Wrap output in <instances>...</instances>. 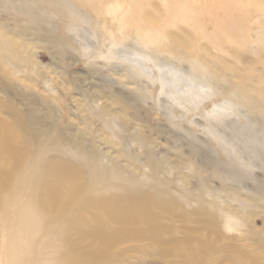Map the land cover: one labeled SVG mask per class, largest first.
<instances>
[{
  "label": "bare ground",
  "instance_id": "obj_1",
  "mask_svg": "<svg viewBox=\"0 0 264 264\" xmlns=\"http://www.w3.org/2000/svg\"><path fill=\"white\" fill-rule=\"evenodd\" d=\"M200 2L0 0V264H264V0ZM38 48L101 77L71 99L123 164L11 93Z\"/></svg>",
  "mask_w": 264,
  "mask_h": 264
},
{
  "label": "rangeland",
  "instance_id": "obj_2",
  "mask_svg": "<svg viewBox=\"0 0 264 264\" xmlns=\"http://www.w3.org/2000/svg\"><path fill=\"white\" fill-rule=\"evenodd\" d=\"M200 3H202V0ZM247 2V0H244ZM251 1V0H249ZM253 1V0H252ZM261 0H256V2H259ZM43 23H47V19L43 20ZM56 24V23H55ZM57 25V24H56ZM88 24H83L78 27V32L82 35H85L86 32L89 30ZM209 32L212 31V28L209 27ZM22 43V42H21ZM204 44L205 42L202 41ZM109 40L106 39L105 43L103 44L102 48L104 50L107 49V47H110ZM120 50H127V51H133L134 50V43L132 42H126L123 47H119ZM36 58L31 59L26 65V76L23 78V84H21L20 89H16V91L11 93H21L25 96L30 97L35 103L37 102L36 106L41 109V105L46 107L47 109H50L55 113L56 116L61 117L62 120V126L61 131L68 132L70 134L76 133L79 134L78 136L80 138L90 139L92 144L95 147V150L102 154V156H106L109 160H116L119 161L121 164H123L126 160L125 157L120 158L119 153L121 150L124 149L123 146H115L114 144L109 143L106 140H100L98 138V130L99 126H96L95 128H90L89 130L85 131L86 126L84 127L83 121L86 119V116L81 115L80 112H76V105L73 103L71 97L73 91H75L77 88L80 89L79 94L83 95H89V89L86 86L88 82L91 83H99L98 80H102L100 76H91V73L89 72V68L86 67L84 63H79L78 65H73L72 61H70L68 56H64V59L60 58H54L51 56L47 51L42 49H36ZM28 56H31V53H28ZM32 57V56H31ZM30 57V58H31ZM35 64L36 72H32V65ZM162 64H166L165 62H162ZM82 76V78H80ZM49 85V86H48ZM64 85V88L62 87ZM26 86L30 88H26ZM50 89L49 92H47ZM20 92H19V91ZM90 96V95H89ZM53 98H57L59 101L58 103L53 101ZM20 99L21 98H17ZM44 100L45 104L42 102ZM16 103V102H15ZM9 103L6 100V96L0 92V118L8 123L11 122V119L5 115L3 112L6 105ZM75 106V107H74ZM24 108L26 114H35L37 113L33 105L21 106ZM71 108L75 112L77 116V120L70 119V110ZM74 121V122H73ZM185 129H188L187 126ZM148 131V136H150V131ZM180 136V135H179ZM183 138V135H182ZM183 142L185 143V147L187 146L186 140L183 139ZM169 152L168 148H164L160 154H164ZM158 155V153H157ZM218 157L222 160H224V157L219 153L217 154ZM143 173L142 171H140ZM262 179H264L263 174H259ZM170 181L172 182V186L175 188L177 180L181 175H177L175 173L174 175L168 174ZM201 182L197 177H194L191 180V189L194 188H200ZM255 224L260 231H264V217L263 215H260L255 218ZM180 236H182V233H180ZM138 261V260H137ZM34 259L29 264H34ZM134 263V262H133ZM136 264V263H135Z\"/></svg>",
  "mask_w": 264,
  "mask_h": 264
}]
</instances>
